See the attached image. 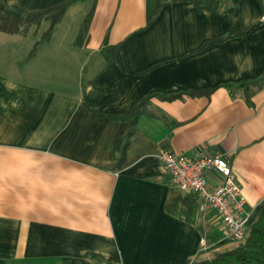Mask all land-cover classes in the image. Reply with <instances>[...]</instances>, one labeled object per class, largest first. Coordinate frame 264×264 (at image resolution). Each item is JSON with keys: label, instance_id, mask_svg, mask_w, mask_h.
I'll list each match as a JSON object with an SVG mask.
<instances>
[{"label": "crops", "instance_id": "1", "mask_svg": "<svg viewBox=\"0 0 264 264\" xmlns=\"http://www.w3.org/2000/svg\"><path fill=\"white\" fill-rule=\"evenodd\" d=\"M64 1L81 2V22L92 8L78 42L81 22L77 32L66 27L69 40L55 41L53 26L33 46L29 30L0 31V264H189L201 257L202 229L221 231L196 204L185 219V193L159 153L226 155L255 219L264 201V86L247 103L219 83L263 68L264 0H227L222 10H198L195 0L7 5L18 16ZM230 30L247 31L213 40ZM104 41L115 45L109 60ZM199 88L213 90L150 98L115 164L119 121L106 113L128 111L146 93Z\"/></svg>", "mask_w": 264, "mask_h": 264}, {"label": "trees", "instance_id": "2", "mask_svg": "<svg viewBox=\"0 0 264 264\" xmlns=\"http://www.w3.org/2000/svg\"><path fill=\"white\" fill-rule=\"evenodd\" d=\"M166 1L167 0H161L160 4H163ZM195 1L198 10H202L203 8L214 10L219 8V10H222L227 5V0ZM67 2L68 1H64L48 8L35 10L29 14H26V11L23 10L18 16H15L9 12L7 0H0V31L25 33L30 26H39L43 19H49L50 26L45 30V35L41 40H37L36 42L49 40L52 26L60 18ZM91 13L92 8L81 22L79 33L76 38L77 42L87 35V27ZM246 31L230 30L225 33V35L215 37L213 40L221 41L226 37L243 34ZM114 48L115 45L107 44L106 41L103 42L101 52L107 60L112 58ZM33 51L34 47L31 49V53ZM219 85L224 86L230 95H238L247 103H251V97L255 91L264 86V66L261 71L254 76L242 78L237 81H224L219 83ZM212 90L213 88H199L178 90L168 93L150 92L140 96L128 111L106 113L107 116L113 117L119 121L117 132L113 138V155L116 160L115 164L119 165L124 160L125 149L128 145L129 138L134 132L139 116L147 109L150 103V98L155 96L163 100H172L182 94H188L190 96L198 94L209 95ZM179 202L181 205V212L185 219L190 221L196 204L195 196L188 193L184 194L179 198ZM205 236L206 240L211 239V241H215L214 245L210 246L208 250L218 246L221 247V249L214 252L212 256L207 255L205 258L193 259L189 264H264V201L261 203L255 219L250 222L248 231L242 240L220 239L218 235H211L210 231H207ZM203 253L204 251L201 250L199 255H202Z\"/></svg>", "mask_w": 264, "mask_h": 264}, {"label": "built area", "instance_id": "3", "mask_svg": "<svg viewBox=\"0 0 264 264\" xmlns=\"http://www.w3.org/2000/svg\"><path fill=\"white\" fill-rule=\"evenodd\" d=\"M264 21V13L260 16ZM159 160L169 176L170 184L185 194H193L202 219L218 222L220 239L242 240L250 224L249 214L243 209V197L229 158L222 153L197 150L194 155L161 150ZM218 175L210 184L208 176ZM211 212L210 215L208 213ZM202 249L207 248L203 229Z\"/></svg>", "mask_w": 264, "mask_h": 264}, {"label": "rangeland", "instance_id": "4", "mask_svg": "<svg viewBox=\"0 0 264 264\" xmlns=\"http://www.w3.org/2000/svg\"><path fill=\"white\" fill-rule=\"evenodd\" d=\"M80 4H81V2H75L74 4L67 5V6L64 7V11L61 14L60 18L58 19V21L56 23L53 24L54 28L57 29L55 32L58 33V35L56 37L54 36V38H55L54 40L55 41L58 40L57 39L58 36L62 40H67V39L69 40V32L71 33L73 30L75 32H77L76 31V29L78 30L77 26L79 25V23L81 22L82 17L84 16L83 13H82L83 12V8H82V10L81 9L79 10V5ZM84 8H85V6H84ZM33 26H35V25H32V26H30L31 28L29 27L30 29L29 28L27 29V30H29V32L25 36V37H27V39L32 40L31 41V45L32 46H33V44H32L33 42L35 43L37 40H41V38L45 35V30L50 26V20L49 19H43L40 22L39 26H37L36 28H34ZM53 26H52V29H54ZM66 27L67 28L69 27V29H68L69 32L65 30ZM51 31H53V30H51ZM63 31L65 33L62 36L61 32L63 33ZM51 33H54V32H51ZM19 37L22 39L21 36H19ZM32 46H30V48H32ZM27 52H29V51H27ZM214 242L211 241V239L210 240H208V239L206 240L207 248L202 249L204 251V253L201 255L200 258H205L207 255L208 256H212V254L214 252L219 251L221 249V247L218 246V247H214V248H211V249L208 250V248L210 246L214 245Z\"/></svg>", "mask_w": 264, "mask_h": 264}]
</instances>
